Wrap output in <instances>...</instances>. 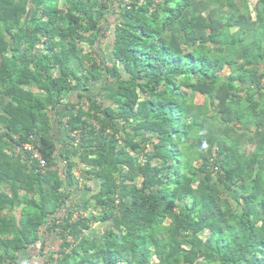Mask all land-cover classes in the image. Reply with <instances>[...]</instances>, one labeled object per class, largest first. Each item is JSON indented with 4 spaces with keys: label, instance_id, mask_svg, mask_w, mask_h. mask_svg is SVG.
<instances>
[{
    "label": "trees",
    "instance_id": "trees-1",
    "mask_svg": "<svg viewBox=\"0 0 264 264\" xmlns=\"http://www.w3.org/2000/svg\"><path fill=\"white\" fill-rule=\"evenodd\" d=\"M31 248L264 264V0H0V264Z\"/></svg>",
    "mask_w": 264,
    "mask_h": 264
},
{
    "label": "crops",
    "instance_id": "crops-1",
    "mask_svg": "<svg viewBox=\"0 0 264 264\" xmlns=\"http://www.w3.org/2000/svg\"><path fill=\"white\" fill-rule=\"evenodd\" d=\"M102 44H100L101 46ZM99 46V51L100 48ZM108 88V87H107ZM93 93L94 94H97L99 99L101 101H105L107 98H109L108 96L110 95L109 91V88L108 89H104V86L101 85H98V86H93ZM105 92H107L105 94ZM85 106L88 105V102L85 101L84 102ZM66 111H64V116L61 117V121L63 123L66 122V120L69 118L68 115H66ZM66 132L64 130V127H63V124L62 126L59 124L57 125L56 129L54 130V136H55V139L57 140V142H64L66 140ZM79 170V171H78ZM74 174L76 176V178H79L80 177V169H76L74 170ZM92 181H88V182H80V184L78 185V189L74 191V196L72 197V200L74 202H77V203H82L86 198V196L88 197L89 195L88 194V188H93L94 187V184L91 183ZM87 183V184H86ZM85 185V187H84ZM88 187V188H87ZM21 259H22V263L23 264H43L44 262V259H43V256H41V254H39L35 249L31 248L30 251H27V252H24L22 255H21Z\"/></svg>",
    "mask_w": 264,
    "mask_h": 264
},
{
    "label": "rangeland",
    "instance_id": "rangeland-1",
    "mask_svg": "<svg viewBox=\"0 0 264 264\" xmlns=\"http://www.w3.org/2000/svg\"><path fill=\"white\" fill-rule=\"evenodd\" d=\"M252 1V3L253 2H255V0H251ZM106 36L108 37V38H106V39H103V43H102V45L100 46V48H102V49H100V51L99 52H101V56H104L105 55V52L106 53H108V54H110L111 53V49H112V44H111V39H110V37H111V35H112V32H110V31H107L106 33ZM88 49V46H86V50ZM105 51V52H104ZM108 64H110L109 62H108ZM105 88H107V87H105ZM107 92H105V94H106ZM98 96V95H97ZM196 102L197 103H202L203 102V99L200 97V96H198L197 97V99H196ZM76 170V169H75ZM79 171V170H78ZM80 182H85L82 178L80 179ZM233 203V207L235 208V209H238L237 208V206H236V203H234V202H232ZM239 210V209H238ZM43 259H44V261H45V258H44V256H43ZM43 264H44V262H43Z\"/></svg>",
    "mask_w": 264,
    "mask_h": 264
},
{
    "label": "built area",
    "instance_id": "built-area-1",
    "mask_svg": "<svg viewBox=\"0 0 264 264\" xmlns=\"http://www.w3.org/2000/svg\"><path fill=\"white\" fill-rule=\"evenodd\" d=\"M31 138L34 139L33 136H31ZM37 146L38 145H34L32 143H25L23 146V149L25 150V152L27 151V152H30L32 154L33 158L38 161L40 167H45L46 161L42 157V154L38 151ZM18 151H20V150H18Z\"/></svg>",
    "mask_w": 264,
    "mask_h": 264
}]
</instances>
